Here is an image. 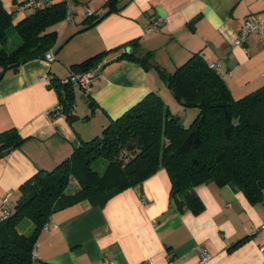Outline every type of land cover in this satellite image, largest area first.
Segmentation results:
<instances>
[{
    "label": "crops",
    "instance_id": "crops-1",
    "mask_svg": "<svg viewBox=\"0 0 264 264\" xmlns=\"http://www.w3.org/2000/svg\"><path fill=\"white\" fill-rule=\"evenodd\" d=\"M23 1L1 0L13 23L35 10L23 9ZM65 1L73 14L52 26L54 60L33 58L0 77V131L14 127L25 138L0 156V198L8 197L10 206L22 182L52 169L148 92L160 91L166 84L159 70L172 72L194 52L215 63L234 98L264 84V31L234 43L245 18L264 15V0H116L87 27L85 8L103 13L107 0ZM155 17L164 18L162 25L146 31ZM18 41L12 33L8 44ZM134 49L149 52L153 64L116 59ZM102 51L90 89L74 90L76 116L48 113L58 94L39 76L63 79L72 64ZM170 187L161 167L103 204L82 197L54 210L38 232L31 264H264V196L250 201L232 185L202 183L195 192L203 208L193 213L173 204Z\"/></svg>",
    "mask_w": 264,
    "mask_h": 264
},
{
    "label": "trees",
    "instance_id": "trees-1",
    "mask_svg": "<svg viewBox=\"0 0 264 264\" xmlns=\"http://www.w3.org/2000/svg\"><path fill=\"white\" fill-rule=\"evenodd\" d=\"M115 2L107 0L103 13L86 15L84 27L111 11ZM65 15L66 1L55 0L13 23L12 13L0 0V70L14 72L22 63L42 58L56 41L52 26ZM12 29L19 41L10 47ZM106 52L72 64L70 70L75 74L91 70ZM123 58L144 67L153 64L149 52L135 49L122 52L116 59ZM159 71L178 101L199 107L194 119L183 125L162 97L150 91L111 119L99 135L80 140L70 156L52 169L37 170L19 185V196L9 216L0 222V264H31L38 232L54 210L82 197L103 204L161 167L170 179V198L179 209L200 212L203 204L195 187L207 182L232 185L250 201L263 198L264 84L234 98L225 80L199 52L168 74ZM51 80L62 112L69 118L76 116L74 83ZM24 139L14 127L0 131V156L3 150L20 146ZM70 179L77 183L72 192L67 190ZM23 220L32 225L27 233L18 229Z\"/></svg>",
    "mask_w": 264,
    "mask_h": 264
},
{
    "label": "built area",
    "instance_id": "built-area-1",
    "mask_svg": "<svg viewBox=\"0 0 264 264\" xmlns=\"http://www.w3.org/2000/svg\"><path fill=\"white\" fill-rule=\"evenodd\" d=\"M52 0H24L21 7L23 9H38L48 3H50ZM73 8L74 5L72 3H67L66 5V15H65V20H69L72 18L73 14ZM90 9H86L84 11V15H88L92 13ZM164 21L163 17H155L149 20L147 26H146V31H152L157 29L162 25ZM255 31L259 34H262L264 31V15L256 17L254 19L252 18H245L242 21L241 28L239 32L237 33L234 43L236 45H243L247 39V36L250 32ZM43 60L46 62H51L54 60V54L51 48L46 50L43 54ZM215 63H210V67H214ZM95 71L94 69L88 70L81 72L79 74L73 73L71 70L69 71V75L65 78L62 79V81H71L72 83H77L78 86L83 90H89L90 89V84H91V79L94 77ZM39 79L45 83L47 86H51L52 80L50 77H48L46 74H42L39 76ZM47 112L50 114H61L63 113L61 110V105L56 102L55 104L51 105L48 109ZM263 195H264V189H263ZM11 212V206L8 203V197L3 196L0 198V222L4 219H6ZM36 246L37 243L35 242L33 245V248L31 250V258L35 259L37 253H36ZM260 249L262 252H264V245L260 246ZM200 259L202 261L207 259V254L205 250H201L200 254ZM108 264H114L112 261H109ZM149 264H152L149 261Z\"/></svg>",
    "mask_w": 264,
    "mask_h": 264
},
{
    "label": "rangeland",
    "instance_id": "rangeland-1",
    "mask_svg": "<svg viewBox=\"0 0 264 264\" xmlns=\"http://www.w3.org/2000/svg\"><path fill=\"white\" fill-rule=\"evenodd\" d=\"M12 33L18 37V34L16 33V31L12 29L9 34V39ZM8 46L11 47L14 45L9 43ZM74 87L77 89L79 86L77 83H74ZM161 87H162L161 90L160 91L158 90L157 93L162 97L165 105L169 107L172 113L179 115V118L183 125H188L199 112V107L196 105L182 104L180 101H178L174 97L171 90H169L164 84H161ZM76 187H77V183L73 179H70L67 190L71 192ZM31 228H32V225L28 220H23L18 225V229L25 233L29 232Z\"/></svg>",
    "mask_w": 264,
    "mask_h": 264
},
{
    "label": "water",
    "instance_id": "water-1",
    "mask_svg": "<svg viewBox=\"0 0 264 264\" xmlns=\"http://www.w3.org/2000/svg\"><path fill=\"white\" fill-rule=\"evenodd\" d=\"M2 74H3V70H0V77L2 76ZM171 92H173V90H171ZM181 102H182V100H181ZM193 105H195V104H193ZM7 152H8V150H3L1 153H2V155H4Z\"/></svg>",
    "mask_w": 264,
    "mask_h": 264
}]
</instances>
